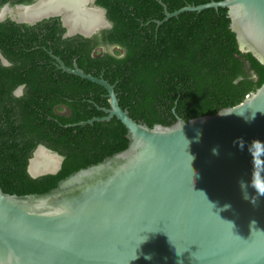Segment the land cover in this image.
Returning a JSON list of instances; mask_svg holds the SVG:
<instances>
[{"label":"water","instance_id":"obj_1","mask_svg":"<svg viewBox=\"0 0 264 264\" xmlns=\"http://www.w3.org/2000/svg\"><path fill=\"white\" fill-rule=\"evenodd\" d=\"M50 1L55 3H6L0 21L9 17L32 25L60 16L66 36L76 32L91 37L100 30L70 31L61 12L30 13ZM93 3L87 0L82 8L101 10L104 26H110L105 10ZM219 7L227 8L239 50L264 66V0L210 1L173 12L165 7L158 23L184 11ZM51 56L61 70L106 89L107 115L86 122L116 117L127 128L129 143L71 173L48 192L17 195L0 188V264H264V196L251 186L248 151L253 140L264 142V82L232 107L148 126L119 105L114 85L102 76ZM0 59L9 64L1 53ZM22 88L14 93L20 95ZM238 138L245 143L243 151L235 143ZM214 147L218 155H213ZM40 148L56 156V167L31 170ZM62 161L63 156L39 144L27 171L32 177L54 174ZM241 179L249 182L246 191L255 204L244 198Z\"/></svg>","mask_w":264,"mask_h":264},{"label":"trees","instance_id":"obj_2","mask_svg":"<svg viewBox=\"0 0 264 264\" xmlns=\"http://www.w3.org/2000/svg\"><path fill=\"white\" fill-rule=\"evenodd\" d=\"M210 1L221 0H96L111 26L91 37H63L59 17L32 25L9 17L0 21V53L9 62L0 59L2 191L48 192L71 173L128 146L127 128L116 117L86 122L107 115L106 89L61 70L51 54L102 76L114 85L119 105L148 126L213 114L256 91L264 82V66L239 50L227 8L184 11L158 23L165 7L173 12ZM32 2L0 0V7ZM39 144L63 161L56 173L32 177L27 167Z\"/></svg>","mask_w":264,"mask_h":264},{"label":"clouds","instance_id":"obj_3","mask_svg":"<svg viewBox=\"0 0 264 264\" xmlns=\"http://www.w3.org/2000/svg\"><path fill=\"white\" fill-rule=\"evenodd\" d=\"M53 17H57V16H53ZM60 20H61V18H60ZM65 29H66V27H65ZM64 33L66 34V32H64ZM75 34H77V33L75 32L73 35H75ZM64 36L68 37V36H72V35H68V36L64 35ZM14 95H16L17 98H19V93H14ZM198 139H199V133L197 134V140ZM235 143L237 144V146L239 147V149L241 151L244 150L245 143H244L242 138H238L237 141H235ZM248 151L252 157V174H251V179H250L251 186L256 190V193L258 195L264 196V174H262V173H264V142L259 141V140H253L248 145ZM212 153H213V155H218L219 154L218 147H214L212 149ZM193 159H194V156L191 155V161ZM257 169H259V171H257ZM238 183H239V185L243 191L244 198L250 200L251 203L255 204L256 198L255 197H249L248 193L246 191L249 182H246L245 180L241 179ZM225 207L226 208L230 207V205H225ZM145 258L150 259L151 257L146 256Z\"/></svg>","mask_w":264,"mask_h":264},{"label":"flooded vegetation","instance_id":"obj_4","mask_svg":"<svg viewBox=\"0 0 264 264\" xmlns=\"http://www.w3.org/2000/svg\"><path fill=\"white\" fill-rule=\"evenodd\" d=\"M68 1V7H67V5H66V3H65V0H55V3L53 2H47L46 4H44V6H46V8H48V10H49V12H53V11H56V10H61V11H64V15L66 14V20H64L65 21V23L67 24L66 26H68L69 27V30L70 31H77V30H79V31H81L82 29H87V28H84L83 26L85 25V26H87L86 24V22H84L85 20H86V16H87V12L89 11V12H93V13H97V17L99 18L98 20H97V22L94 24V25H98V26H104V24H105V22H104V20L102 19V16H100V14H99V9H92V8H89V6H88V8H85L87 11H86V16L84 17V21H83V19H82V16H80V14H82L81 12H80V10L81 9H83L82 8V4L83 3H85L87 0H79L76 4H75V2H74V0H67ZM83 2V3H82ZM80 5H79V4ZM90 5V4H89ZM93 5H95V6H97V7H101V6H99V5H97L96 4V0H94V3H93ZM1 8V7H0ZM102 8V7H101ZM39 9H44L45 10V8L44 7H42V5H38L37 7H35V8H30V13H36V11L37 10H39ZM64 9V10H63ZM77 9H78V11H77ZM80 9V10H79ZM102 9H104V8H102ZM84 10V9H83ZM105 10V9H104ZM76 11V13H79V14H77V16H76V19H75V21L74 20H71V19H69L68 20V17H71V16H69L70 14H72V12H75ZM85 11V10H84ZM23 14V13H22ZM39 15L40 14H42V13H38ZM83 15V14H82ZM57 17H59L60 18V16H57ZM104 19L105 20H108L107 19V17H106V11L104 12ZM69 22V23H68ZM108 22L110 23V21L108 20ZM99 23V24H98ZM61 24H62V26H63V22H62V20H61ZM76 24H77V26H76ZM73 25V26H72ZM93 24H92V26H94ZM75 26V27H74ZM110 26H111V23H110ZM110 26H104V28L103 29H105V28H108V27H110ZM67 28V27H66ZM103 29H100L98 32H96L95 34H99V32L101 31V30H103ZM67 31V30H66ZM65 31V32H66ZM65 35V33H63V37H65L64 36ZM100 35V34H99ZM99 50H101V51H104V50H107V49H109L107 46H100L99 48H98ZM23 87V86H22ZM22 90H23V88H22Z\"/></svg>","mask_w":264,"mask_h":264},{"label":"bare ground","instance_id":"obj_5","mask_svg":"<svg viewBox=\"0 0 264 264\" xmlns=\"http://www.w3.org/2000/svg\"><path fill=\"white\" fill-rule=\"evenodd\" d=\"M79 0H74L75 4L78 2ZM83 3V2H82ZM79 4V3H78ZM80 5V4H79ZM36 6V5H35ZM45 8L44 9H39L36 11V13H45V12H49L48 8H46V6H42ZM64 10V9H63ZM80 10V9H79ZM6 10L3 9L0 13H3L5 12ZM78 11V9H77ZM86 11L87 10H83L81 9L80 12L83 14H80V16H82V19L84 21V17L86 16ZM99 14L100 16H102V19H103V15H102V11L99 10ZM53 12H61L62 13V17H63V20H66V14L64 15V11H61V10H56V11H53ZM53 12H50V13H53ZM98 13V12H97ZM97 13H93V12H87V16H86V20L84 22H86L87 26H83L84 28H87V29H82L80 32H84V33H87V32H90L91 29L93 27H99L98 25H94L97 20L99 19L97 16ZM22 14V13H21ZM77 14L79 13H76L75 12H72V14H70L69 16L71 17H68V20L71 19V20H74L76 19V16ZM77 20V19H76ZM69 23V22H68ZM92 24L94 26H92ZM99 24V23H98ZM105 25V24H104ZM73 26V25H72ZM77 26V24H76ZM75 27V26H74ZM57 163V158L55 155L51 154V153H48L47 151H45L44 149L40 148L36 151V159L32 162V165H31V170L33 171H40V170H43L44 168H47V169H52L54 167H56Z\"/></svg>","mask_w":264,"mask_h":264},{"label":"rangeland","instance_id":"obj_6","mask_svg":"<svg viewBox=\"0 0 264 264\" xmlns=\"http://www.w3.org/2000/svg\"><path fill=\"white\" fill-rule=\"evenodd\" d=\"M86 14V13H85ZM104 28V26L103 27H101L100 29H103ZM109 50L110 51H113L114 50V48L113 47H111V48H109ZM101 51V50H100ZM61 112H63V113H65V112H67V110L64 108Z\"/></svg>","mask_w":264,"mask_h":264}]
</instances>
